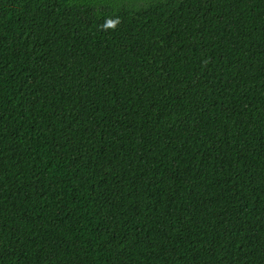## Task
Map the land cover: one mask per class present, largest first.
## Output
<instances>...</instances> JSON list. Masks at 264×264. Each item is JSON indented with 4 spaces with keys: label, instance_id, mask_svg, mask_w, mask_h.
<instances>
[{
    "label": "trees",
    "instance_id": "trees-1",
    "mask_svg": "<svg viewBox=\"0 0 264 264\" xmlns=\"http://www.w3.org/2000/svg\"><path fill=\"white\" fill-rule=\"evenodd\" d=\"M0 264H264V0H0Z\"/></svg>",
    "mask_w": 264,
    "mask_h": 264
}]
</instances>
